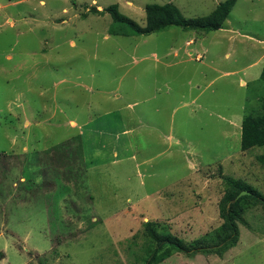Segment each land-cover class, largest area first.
Segmentation results:
<instances>
[{
  "label": "rangeland",
  "instance_id": "obj_1",
  "mask_svg": "<svg viewBox=\"0 0 264 264\" xmlns=\"http://www.w3.org/2000/svg\"><path fill=\"white\" fill-rule=\"evenodd\" d=\"M222 1L0 0V264H145V221L185 241L220 225L222 175L264 195V147L240 148L264 91V0L207 32L112 34L92 11L144 25L147 4L193 17ZM243 217L223 255L157 264H264V206Z\"/></svg>",
  "mask_w": 264,
  "mask_h": 264
},
{
  "label": "trees",
  "instance_id": "obj_2",
  "mask_svg": "<svg viewBox=\"0 0 264 264\" xmlns=\"http://www.w3.org/2000/svg\"><path fill=\"white\" fill-rule=\"evenodd\" d=\"M236 0H224L206 15L185 17L173 3H152L145 6V24L140 25L133 19L122 14L117 4H110L103 9L93 7L92 11L108 12L112 18L110 31L112 34H149L161 31L168 26L176 25L184 29L201 31L218 30L223 27ZM116 24H124L129 31L118 30ZM258 79L264 83V64ZM260 110L249 111L242 116L240 148L242 151L255 146L264 147V91L259 95ZM257 160L264 164V152L257 155ZM224 182L223 195L218 201V214L221 224L215 229L190 241H185L169 231L162 223L147 220L143 223V232L146 238L145 264H157L169 258L174 253H183L194 256L198 253H214L223 255L234 247L240 235L239 223L245 224L244 212L252 205L264 206V195L244 179L222 175ZM249 193L239 196L240 191ZM235 199V201H233Z\"/></svg>",
  "mask_w": 264,
  "mask_h": 264
},
{
  "label": "crops",
  "instance_id": "obj_3",
  "mask_svg": "<svg viewBox=\"0 0 264 264\" xmlns=\"http://www.w3.org/2000/svg\"><path fill=\"white\" fill-rule=\"evenodd\" d=\"M262 45H264V40H263V42H262ZM264 47H262V49H263ZM262 56H264V51L262 50V53H261V57ZM255 62H251L250 64H248V65H253ZM244 69V68H243ZM241 82H245L243 79L241 80ZM72 123H73V121H71ZM250 150V149H249ZM221 224V223H220Z\"/></svg>",
  "mask_w": 264,
  "mask_h": 264
},
{
  "label": "water",
  "instance_id": "obj_4",
  "mask_svg": "<svg viewBox=\"0 0 264 264\" xmlns=\"http://www.w3.org/2000/svg\"><path fill=\"white\" fill-rule=\"evenodd\" d=\"M247 193H249V192L248 191H245V190H242V191L239 192V194L237 195L236 198H238L239 196H241L243 194H247ZM233 201H235V199H233Z\"/></svg>",
  "mask_w": 264,
  "mask_h": 264
}]
</instances>
